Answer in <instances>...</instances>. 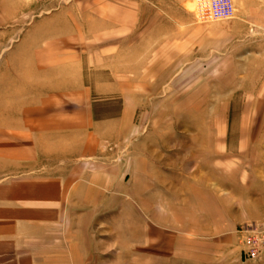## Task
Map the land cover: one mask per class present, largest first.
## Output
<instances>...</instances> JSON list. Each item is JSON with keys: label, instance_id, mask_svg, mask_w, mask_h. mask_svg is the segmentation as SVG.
Segmentation results:
<instances>
[{"label": "rangeland", "instance_id": "obj_1", "mask_svg": "<svg viewBox=\"0 0 264 264\" xmlns=\"http://www.w3.org/2000/svg\"><path fill=\"white\" fill-rule=\"evenodd\" d=\"M232 3L0 0V264H264V0ZM84 75L97 118L134 109L112 143Z\"/></svg>", "mask_w": 264, "mask_h": 264}, {"label": "crops", "instance_id": "obj_2", "mask_svg": "<svg viewBox=\"0 0 264 264\" xmlns=\"http://www.w3.org/2000/svg\"><path fill=\"white\" fill-rule=\"evenodd\" d=\"M106 21H107V24L110 25V26L107 27V30L114 29L115 28V24H118V22L116 20L110 19V17L109 18L106 17ZM114 54H115L114 51H110V55H114ZM100 78H103V77L100 76ZM105 80L106 79L94 80V78H92V76H90V75L89 76L88 75L85 76L84 75L83 78L81 77L79 82L77 81L76 84L74 85V87L75 86L78 87V89H77L78 91H76L74 96H75V102L76 103H81V104L83 103L84 105L85 104L86 105L87 104L90 105L89 107H86L85 122H86L87 126L90 129L94 130V132L97 134V137H98V135H100L99 139L101 137L103 139V136H101V134H102L103 127L106 126L104 124H108V122H110V130H107L106 132H104V137L106 139H110V143H112L114 141L115 129L116 128H118V131H117L118 136L119 137H123L125 130L128 127H130V125H131L130 122H131V119H132V114H133L134 109L132 107H130V106L126 107V109L124 107L123 111H122V115L120 117L111 116V117H105V118H103V117L102 118H97L96 117V113L93 110L94 106H93V104L91 102L92 98L94 96H96L97 94H100V96L105 97V98H110V96H113L115 94L114 86L110 87V84H104L103 82H105ZM98 81H100V82H98ZM108 81H110V80H108ZM98 89H101L100 92L98 91ZM104 89H106V90L103 91ZM83 91H85L84 92L85 95L83 94ZM116 119H119V120H116ZM123 121L126 124V129L125 130L123 129V126H124ZM28 136H31V135H28ZM37 137L39 138V135ZM34 138H35L34 134H32L30 141H32V142L35 141ZM46 140H47L46 138L42 137V141L40 140L42 142V145L39 147L37 152H46V149H45V144L47 143ZM75 142L77 144V142H79V141H75ZM37 143L40 144V142H38V141H37ZM33 145H35L34 142H33ZM76 152H77V150H75L74 152H71V155H75ZM47 153H50V151H48ZM57 154H58V156H56V157H58L59 160H61L64 157L65 158L67 157V154H61L60 152H57ZM49 155H51V153ZM54 176L56 178H51L49 180L45 179V180H40V181L36 180V183H38V184H42L43 183L44 185L50 184L48 186H50L52 188L49 187L50 191H49V196H47V198L55 199V200L65 199L67 194H68V190L70 189V185L74 181V179H73L74 177H72V176H70V177L63 176L61 173H59L58 175H54ZM44 188H45V191H46L47 186L44 187ZM45 191L43 190V192H45ZM51 192H52V194H51ZM39 214H42V213L40 212V213H37L35 215H39ZM7 217L8 218H6V220H4V222H6V223L8 222L7 223L8 225H10V221H11V225H14L15 221H18L17 219L21 218V217H18V212L13 214V216H7ZM37 217L39 218L41 216H37ZM24 218H28V217L26 216ZM7 224H5V225H7ZM76 238L78 239V236ZM77 259L78 258L76 257V261H77Z\"/></svg>", "mask_w": 264, "mask_h": 264}, {"label": "built area", "instance_id": "obj_3", "mask_svg": "<svg viewBox=\"0 0 264 264\" xmlns=\"http://www.w3.org/2000/svg\"><path fill=\"white\" fill-rule=\"evenodd\" d=\"M227 2L226 10L220 11L217 4ZM195 10L201 20L226 21L235 15L232 0H194Z\"/></svg>", "mask_w": 264, "mask_h": 264}, {"label": "bare ground", "instance_id": "obj_4", "mask_svg": "<svg viewBox=\"0 0 264 264\" xmlns=\"http://www.w3.org/2000/svg\"><path fill=\"white\" fill-rule=\"evenodd\" d=\"M227 2H223V3H219V4H217V6H219V8H220V13H221V11H224V10H226V7H227ZM222 14V13H221Z\"/></svg>", "mask_w": 264, "mask_h": 264}]
</instances>
